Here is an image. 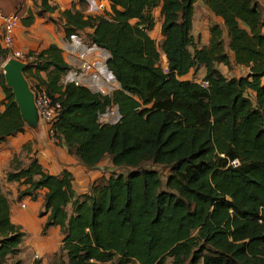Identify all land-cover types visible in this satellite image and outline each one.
Masks as SVG:
<instances>
[{
	"label": "trees",
	"instance_id": "trees-1",
	"mask_svg": "<svg viewBox=\"0 0 264 264\" xmlns=\"http://www.w3.org/2000/svg\"><path fill=\"white\" fill-rule=\"evenodd\" d=\"M51 1L41 0L40 14L58 9ZM107 1L111 9L101 14L73 7L60 19L68 36L91 28L89 42L110 52L107 63L120 84L112 96L64 83L70 65L55 43L30 51L36 64L25 73L61 104L53 124L59 144L88 168L109 158L115 168L133 170L102 177L79 194L68 170L51 174L38 158L24 164L16 156L6 179L24 186L20 199L47 190L45 229L61 228L64 238L55 256L61 264L64 257L68 264L116 259L115 264H166L168 257L172 264H264V9L259 0H204L223 22L211 25L210 42L202 47L192 34L197 0ZM158 6L167 70L149 34ZM33 20L32 15L23 22ZM0 57L9 58L1 44ZM220 64L250 71L229 77ZM202 67V81L184 79ZM0 85L2 141L23 132L25 121L3 73ZM112 105L119 107L121 120L102 122L100 115ZM147 162L169 168L166 180L157 169L144 167ZM25 235L12 221V204L0 185V264H23Z\"/></svg>",
	"mask_w": 264,
	"mask_h": 264
},
{
	"label": "crops",
	"instance_id": "crops-1",
	"mask_svg": "<svg viewBox=\"0 0 264 264\" xmlns=\"http://www.w3.org/2000/svg\"><path fill=\"white\" fill-rule=\"evenodd\" d=\"M51 3L57 5L58 9L55 12H44L40 14L41 0H0V11L6 14L17 11L21 15L20 24L12 32L14 51H41L53 43L62 47V43L67 39V36L63 26L64 22L56 16L59 13L58 10L63 11L73 7L81 9V5L78 0H54L51 1ZM101 3V6H104L105 9H111L109 1L104 0L101 1ZM259 3L264 9V0H259ZM152 12L156 20V25L149 34L157 43L160 42L162 45L165 39L162 33L164 21L162 6L156 7ZM86 13H88V10ZM32 15L34 16L33 22L26 25L23 19ZM56 20L60 22L57 23ZM215 22L222 23L223 20L210 9L204 0H197L195 3L192 34L200 47L210 42V27ZM42 27L43 29H41ZM36 32H43V37L37 39L34 36ZM6 34L5 19L0 16V44L4 48H6ZM99 57H101L99 53L93 56V58ZM219 67L225 75L229 77L234 76L228 66L220 64ZM232 70L238 73L237 77L245 76L250 71V69L246 67L235 65ZM200 74L201 76L205 74V69L203 67L200 69ZM188 76L184 79H191L188 78ZM29 78L36 83L37 79L35 77L30 76ZM4 99L5 93L0 85L1 110L5 109L3 104ZM16 156L24 164L28 163L31 158H38L45 170L51 174L58 175L64 170H68L74 177V186L79 194L87 192L94 181L102 177H110L111 175L109 172L113 170L111 168L105 170L104 167L108 163H110L108 167H112L113 164L108 158L102 161L97 168H88L77 156L71 154L65 145L53 141L48 135L47 126H43L41 123L36 127L25 124L23 132L8 136L6 139L0 141V185L3 192L11 201L12 221L20 225L22 230L26 233L23 240L25 243V250L22 251L24 248L20 246V258L23 264H53L54 258L62 246L64 235L60 226H50L45 229L48 213L45 215L40 214V209L43 207L44 197L47 191L45 188L39 190L36 198L25 197L20 199L19 192L24 186L19 181H8L6 179L7 172L11 170L14 163L13 159ZM39 198H41V201H38ZM22 202L25 204L24 209L21 207Z\"/></svg>",
	"mask_w": 264,
	"mask_h": 264
},
{
	"label": "built area",
	"instance_id": "built-area-1",
	"mask_svg": "<svg viewBox=\"0 0 264 264\" xmlns=\"http://www.w3.org/2000/svg\"><path fill=\"white\" fill-rule=\"evenodd\" d=\"M87 2L89 3L88 14H101L105 9L104 6H101L100 0H87ZM0 16L5 19L7 32L5 40L9 42L12 39V32L20 24L21 15L17 11L8 14L0 11ZM62 44V49L70 65L69 70L63 77L64 83H75L76 85L88 87L101 96H112L114 91L120 88L116 76L107 63L111 56L108 50L99 47L95 43L86 42L77 33L71 34ZM96 53H99L101 57L93 58ZM14 54L18 59L26 62L29 67L36 64V57L30 52L15 51ZM162 64L164 69L167 70L168 59L166 55H164ZM203 85L207 86L208 82H203ZM34 92L36 105L42 120L47 126L48 135L58 143L53 124L58 119L61 104L55 101L42 86L35 87ZM121 118L122 114L117 105L110 106L106 112L100 115L101 121L109 124L117 123ZM233 163H237V161ZM22 205L25 206L24 203Z\"/></svg>",
	"mask_w": 264,
	"mask_h": 264
},
{
	"label": "water",
	"instance_id": "water-1",
	"mask_svg": "<svg viewBox=\"0 0 264 264\" xmlns=\"http://www.w3.org/2000/svg\"><path fill=\"white\" fill-rule=\"evenodd\" d=\"M29 65L17 58H10L4 64V77L6 85L12 89L15 101L21 112V116L32 127L39 126L40 123L46 125L42 120L36 105L35 92L26 77V70Z\"/></svg>",
	"mask_w": 264,
	"mask_h": 264
},
{
	"label": "rangeland",
	"instance_id": "rangeland-1",
	"mask_svg": "<svg viewBox=\"0 0 264 264\" xmlns=\"http://www.w3.org/2000/svg\"><path fill=\"white\" fill-rule=\"evenodd\" d=\"M78 2L80 3V5H81V9L82 10H84L85 11V13H86V11L88 10V8H89V3L87 2V0H78ZM58 14L56 15L57 16V18H61V10H58ZM107 12V11H106ZM87 14V13H86ZM88 15V14H87ZM56 22L57 23H59L60 21L59 20H56ZM59 26V25H58ZM64 26V25H63ZM41 29H43V27L41 28ZM89 32H91V28H88V29H86V30H84V31H79V35L80 36H82V38L86 41V42H89V39H88V33ZM35 35V37L37 38V39H41L42 37H43V32L42 33H34ZM65 34H66V38H69L70 36H68L67 35V33L65 32ZM5 47H6V49L9 51V58L8 59H10V58H17L16 56H15V51H14V42H13V40L11 39L9 42L8 41H6L5 40ZM158 48L161 50V52H162V45L160 44V42L158 43ZM17 51H20V50H17ZM23 51V50H22ZM30 51H32V50H29V51H23V52H30ZM164 53L162 52L161 53V63L164 61ZM7 59V60H8ZM18 59V58H17ZM7 60H4L3 58H1L0 57V71H1V74L4 72V64L7 62ZM20 60V59H19ZM30 68V67H29ZM28 68V69H29ZM231 72H232V74L234 75V76H238V73H236L235 71H236V69H235V71H233L232 69L230 70ZM229 75V74H228ZM26 77H27V79H28V81L30 82V85H31V87H32V89L34 90L35 89V87H37V82L38 81H36V83L33 81V80H31V78H29L27 75H26ZM188 78H191V79H195V80H197V81H202V79H203V76H201V74H200V70H197L196 72L194 71L191 75H189L188 76ZM249 96H251L252 98H254V93L253 92H249ZM43 125V124H42ZM43 126H45V125H43ZM106 159H108V158H106ZM107 162H109V161H107ZM106 162V163H107ZM111 162V161H110ZM108 164H110V163H108ZM108 164L104 167V169L105 170H109V168H111L113 171L112 172H109L110 173V175H120V174H123V175H127V174H129L133 169L132 168H129V167H121V168H115V167H108ZM145 166L144 167H147V168H154V169H157L158 171H160L161 172V175H162V178H163V180L165 181L166 180V177H167V175L169 174V172H170V169L169 168H167V167H164V166H161V165H154L152 162H147L146 164H144ZM20 200V199H19ZM38 201H41V198H39L38 199ZM23 204V202L21 203V205ZM23 209L25 208L23 205L21 206ZM69 211L71 212L72 211V205H70L69 206ZM44 207H42L41 209H40V214L41 215H44ZM21 246L24 248V246H25V243H24V241L21 243ZM60 249H61V247H60ZM25 250V248L22 250V251H24ZM60 251V250H59ZM59 253V252H58ZM64 260L66 261V264H68V258L67 257H64ZM52 261H53V259H52ZM172 261H173V259L171 258V257H168L167 259H166V264H172ZM114 262H118V260L116 259ZM114 262H108L107 264H115ZM53 264H61V259H59V258H57V257H55L54 258V263ZM128 264H130V263H128ZM187 264H190V263H187Z\"/></svg>",
	"mask_w": 264,
	"mask_h": 264
}]
</instances>
